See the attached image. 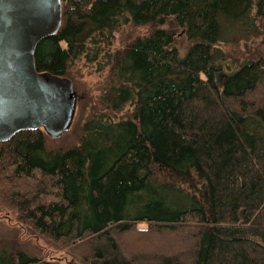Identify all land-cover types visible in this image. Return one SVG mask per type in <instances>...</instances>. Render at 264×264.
I'll return each instance as SVG.
<instances>
[{
  "label": "trees",
  "instance_id": "obj_1",
  "mask_svg": "<svg viewBox=\"0 0 264 264\" xmlns=\"http://www.w3.org/2000/svg\"><path fill=\"white\" fill-rule=\"evenodd\" d=\"M61 5L36 69L72 80L76 60L104 59L105 111L72 146L48 148L42 129L0 142V202L77 264H264V0ZM126 24L147 34L110 49ZM255 38L226 70L219 46ZM134 231L171 244L132 255L118 239ZM0 264L64 263L6 248Z\"/></svg>",
  "mask_w": 264,
  "mask_h": 264
},
{
  "label": "water",
  "instance_id": "obj_2",
  "mask_svg": "<svg viewBox=\"0 0 264 264\" xmlns=\"http://www.w3.org/2000/svg\"><path fill=\"white\" fill-rule=\"evenodd\" d=\"M61 23V0H0V142L36 129L57 138L70 128L72 80L38 72L35 63L38 44Z\"/></svg>",
  "mask_w": 264,
  "mask_h": 264
},
{
  "label": "rangeland",
  "instance_id": "obj_3",
  "mask_svg": "<svg viewBox=\"0 0 264 264\" xmlns=\"http://www.w3.org/2000/svg\"><path fill=\"white\" fill-rule=\"evenodd\" d=\"M147 30V27L144 26H133L131 24L121 26L114 33L110 49L121 48L131 38L137 35H146ZM188 44L189 42L185 36H177L175 45L181 52L185 51ZM219 47L222 51L226 52V60L223 61L224 68L231 70L235 68L237 61L240 63L248 58L260 47V44L259 38H255L246 42L239 41L238 43L222 44ZM101 61L100 66L102 70H99L100 66L98 63H87L84 58H80L72 64L70 75L77 93L74 119L70 128L61 136L57 138L47 137L46 144L48 148L57 149L78 144L83 123L90 118H96L104 113L105 110L100 104V97L110 87L111 77L109 65H107L104 59ZM131 111V107H126L124 110L115 113L112 118L116 120L126 117ZM55 193L54 191L47 200L52 201L56 199ZM145 226L144 224L138 225V227ZM166 240L164 238L158 240L153 235L138 233V231H134L118 239L122 249L125 251L129 250L132 255L143 254L145 252L148 254L158 249L164 250L171 244L169 240ZM6 248L11 252L23 250L30 255L43 257L44 259H55L64 264H77V262H80L72 254L61 250L53 242L47 240L46 237L33 231L31 227L22 225L16 212L0 202V250Z\"/></svg>",
  "mask_w": 264,
  "mask_h": 264
}]
</instances>
